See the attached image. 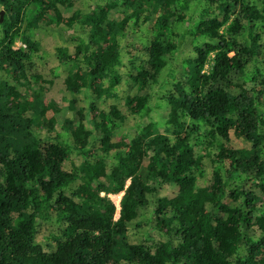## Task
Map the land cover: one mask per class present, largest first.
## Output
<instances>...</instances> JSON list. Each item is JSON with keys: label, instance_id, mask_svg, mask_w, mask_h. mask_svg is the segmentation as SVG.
<instances>
[{"label": "trees", "instance_id": "16d2710c", "mask_svg": "<svg viewBox=\"0 0 264 264\" xmlns=\"http://www.w3.org/2000/svg\"><path fill=\"white\" fill-rule=\"evenodd\" d=\"M0 10V264H264V0ZM51 52L69 113L44 101Z\"/></svg>", "mask_w": 264, "mask_h": 264}, {"label": "rangeland", "instance_id": "374dc122", "mask_svg": "<svg viewBox=\"0 0 264 264\" xmlns=\"http://www.w3.org/2000/svg\"><path fill=\"white\" fill-rule=\"evenodd\" d=\"M122 11L123 9H118L117 12H115V17H121L122 16ZM3 16H5V13L3 14ZM85 33H83V31L76 27V28H67V27H59L56 29L55 32V38L56 41L58 42V44L63 45L68 47L69 49H71V47H73L74 44H76V37H81V36H85ZM37 38L41 41V43L47 44L49 41L46 39L45 35H42L40 33L37 34ZM84 38V37H83ZM139 44V42H137ZM16 46H23V43L18 40L16 42ZM37 65H42V61H40L39 59L35 60ZM55 62V57L53 56V53L51 52L48 56V60H47V64H46V69L48 71V73L51 75V84H49L48 86V90L46 91V95L44 98V101L46 104H51L53 105V107L57 108H61L62 111L61 113H69L68 108H67V104L68 101L70 99V95L67 92L66 88H65V80H66V76L67 73L65 71H63L62 69L59 68H55L54 65ZM158 110L154 109V111L152 112V116L153 117H157L158 116ZM47 117L51 118V117H55L56 118V124H55V128L57 126H59V118L57 116V111L54 108L49 109L48 113H47ZM147 119L143 118L140 120L135 121L132 117L128 119V122L125 126H123L121 128V131L127 135V136H131L132 133L134 132L135 129H137V127L139 126H143L145 123H147ZM123 191L117 194H108L107 196L114 202V204L116 205V214H115V218L118 217L119 215V210H120V201L123 195ZM101 195H105V193H101ZM145 237L144 234H140V233H136V232H132V235L130 236V239L133 241L136 240H143V238Z\"/></svg>", "mask_w": 264, "mask_h": 264}, {"label": "water", "instance_id": "95a60500", "mask_svg": "<svg viewBox=\"0 0 264 264\" xmlns=\"http://www.w3.org/2000/svg\"><path fill=\"white\" fill-rule=\"evenodd\" d=\"M3 14H4V10H0V21L3 20Z\"/></svg>", "mask_w": 264, "mask_h": 264}, {"label": "built area", "instance_id": "2783aa9c", "mask_svg": "<svg viewBox=\"0 0 264 264\" xmlns=\"http://www.w3.org/2000/svg\"><path fill=\"white\" fill-rule=\"evenodd\" d=\"M23 46H25V45H23Z\"/></svg>", "mask_w": 264, "mask_h": 264}]
</instances>
